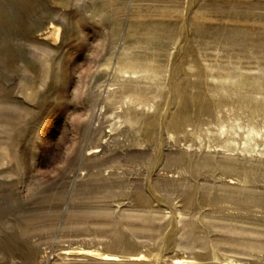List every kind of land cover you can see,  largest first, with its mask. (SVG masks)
<instances>
[{
    "label": "rangeland",
    "instance_id": "1",
    "mask_svg": "<svg viewBox=\"0 0 264 264\" xmlns=\"http://www.w3.org/2000/svg\"><path fill=\"white\" fill-rule=\"evenodd\" d=\"M0 264H264V0H0Z\"/></svg>",
    "mask_w": 264,
    "mask_h": 264
},
{
    "label": "bare ground",
    "instance_id": "2",
    "mask_svg": "<svg viewBox=\"0 0 264 264\" xmlns=\"http://www.w3.org/2000/svg\"><path fill=\"white\" fill-rule=\"evenodd\" d=\"M59 33L60 29L58 27L51 26L50 31L44 37L48 42L56 45L59 41Z\"/></svg>",
    "mask_w": 264,
    "mask_h": 264
}]
</instances>
